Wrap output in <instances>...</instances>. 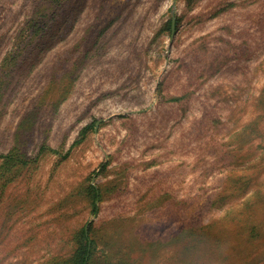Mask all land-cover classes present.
<instances>
[{
    "label": "rangeland",
    "instance_id": "obj_1",
    "mask_svg": "<svg viewBox=\"0 0 264 264\" xmlns=\"http://www.w3.org/2000/svg\"><path fill=\"white\" fill-rule=\"evenodd\" d=\"M46 2L0 0V264L82 229L90 264H264V0H63L35 34Z\"/></svg>",
    "mask_w": 264,
    "mask_h": 264
},
{
    "label": "trees",
    "instance_id": "obj_2",
    "mask_svg": "<svg viewBox=\"0 0 264 264\" xmlns=\"http://www.w3.org/2000/svg\"><path fill=\"white\" fill-rule=\"evenodd\" d=\"M62 1L63 0H47L45 5L39 6L37 11L38 12L45 11V13H46V10H47V14L50 15V17H49L50 20H48V19L47 20H41L40 24H37L34 22L33 27L35 28V30H33V33L38 34L36 26H38V28L40 30H41V27H42V30L44 27H46L45 30L50 28L51 22L55 19L56 14H57V11H55V10H56L57 6H59L62 3ZM175 23L177 24V20L174 21V24ZM167 27H168V29L171 30V19H169L167 21ZM2 156L4 157V163H8V160H10L11 158H16L18 156L17 147L12 148V150L9 153L2 155ZM93 189H94V198L96 199L99 196V194L97 193V190L94 187H93ZM93 205H94L93 210L95 212V211H97V204L95 201H94ZM90 259H91V255H90V250L88 249V237L86 234V230L82 229L81 233L79 235V246L76 249V251L73 253V255L69 259H67L66 261L68 264H90ZM58 263H59V261H56L55 264H58Z\"/></svg>",
    "mask_w": 264,
    "mask_h": 264
},
{
    "label": "water",
    "instance_id": "obj_3",
    "mask_svg": "<svg viewBox=\"0 0 264 264\" xmlns=\"http://www.w3.org/2000/svg\"><path fill=\"white\" fill-rule=\"evenodd\" d=\"M174 21H175V19H172V32L174 30Z\"/></svg>",
    "mask_w": 264,
    "mask_h": 264
}]
</instances>
